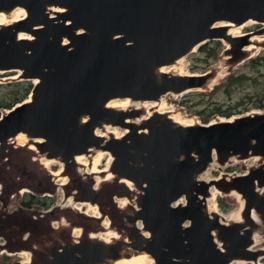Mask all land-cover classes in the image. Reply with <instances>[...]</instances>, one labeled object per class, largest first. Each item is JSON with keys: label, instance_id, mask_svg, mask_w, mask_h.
I'll use <instances>...</instances> for the list:
<instances>
[{"label": "water", "instance_id": "1", "mask_svg": "<svg viewBox=\"0 0 264 264\" xmlns=\"http://www.w3.org/2000/svg\"><path fill=\"white\" fill-rule=\"evenodd\" d=\"M17 7L25 10L23 19L0 26V72H18L19 80L33 81L34 88L31 101L0 117V161L20 133L41 139L35 143L39 153L65 166L76 165L75 157L90 148L113 156L112 174L132 182L138 191L123 184L118 194L130 200L135 195L138 209L131 206L128 217L132 243L118 251L86 234L80 239L108 252L100 263L122 258L126 246L146 252L155 264L257 260L259 252L250 249L253 229L242 230L254 222L253 209L264 220V192H258L264 191V161L218 184L225 192L236 190L243 196L247 224H224L210 217L204 200L210 185L197 176L212 162L214 151L223 163L233 155L245 159L251 153L264 159V113L185 126L154 112L138 124L127 119L140 118L142 112L107 104L116 98L159 101L170 92L205 88L212 73L182 76L159 69L210 40L243 47V38H233L215 23L264 24V0H0V12ZM20 33L31 38H20ZM106 124L127 133L106 140L96 133ZM80 188L84 201L96 204L101 199L94 184L82 181ZM183 197L187 202L175 205ZM215 231L225 248L219 247ZM77 252L68 255L74 264L90 262V255Z\"/></svg>", "mask_w": 264, "mask_h": 264}, {"label": "rangeland", "instance_id": "2", "mask_svg": "<svg viewBox=\"0 0 264 264\" xmlns=\"http://www.w3.org/2000/svg\"><path fill=\"white\" fill-rule=\"evenodd\" d=\"M258 26L264 27V24L259 25L250 23L242 27L240 30L242 34H245ZM263 31L264 28L260 32L262 33ZM250 36H257L261 41L255 43L257 47L255 46L249 50L250 54L253 56L244 62L236 61L235 63H229L231 58L227 57L228 55H225L226 48H228V42L222 39L219 41L221 43V48L218 55L212 58L211 62L208 64H206L205 61H202L204 54L199 52L198 48L196 51L186 55L182 64L174 67V70L171 71L170 74H173L172 72L174 71H180L184 74H207L209 72L213 74L212 79L208 81L206 88H201L198 92H193L189 95L168 94L164 97V105L161 106V110L166 109L167 111H170L166 113L176 116L183 122L200 124L205 123L206 120H209V122H217L227 119L224 113L228 111L237 110L240 112L248 110L247 112H249L255 109H264V107L260 108L261 106H264V34ZM194 70L195 72H193ZM0 75L2 81L19 79L17 72L13 71L0 73ZM235 77L240 78L238 83L230 85L231 80ZM138 108L139 109H133L142 112V114H140L142 116L146 114V111L143 108ZM155 109L156 107L150 108L148 111L152 114ZM251 113L255 112L252 111ZM99 129L105 131L103 130V127ZM16 137L10 140L9 149L6 153L7 156L0 161V227H4V231L1 232L2 236L0 237V242L4 243L3 245H0V264H6L4 261L5 257L10 258L9 264H23L19 263V261L23 262L24 259L21 255L16 254L17 252L27 251L31 254L32 250H35L34 246L45 249L51 242H56L58 240L63 241L62 237H64V235L62 232H69L75 226L82 228L81 221L86 222L88 219L96 220V217L91 216V213L88 211L86 212L89 213L90 216L85 214V210H87L88 207L81 206L82 209L79 208V210H77L73 205L68 204L67 198L71 195L76 196L75 193H65L66 186H71L72 190L75 191L79 189V184L75 182V178L83 177V179L90 182L92 180L91 176L93 177L98 173L91 172L93 157L88 158L85 165L76 163L79 168H76L74 174L65 176L67 178L71 177L70 182L67 181V183L63 185L55 183V181L61 182V180L57 179L59 177H64L63 172L57 176L54 175L56 180H48V183H50V189H48L46 194H49L48 198H54V200L49 201V206L42 207L36 203L31 204L30 206H24L25 200H29L31 196L35 197V194L39 196V193L45 191H37V189H42V187L36 183L34 174L41 177L48 173V177H53L48 169L57 172L60 170L61 164L54 163L46 167L41 160L43 156L38 152L32 139L26 134L22 139H16ZM93 153L94 152L91 154L93 155ZM252 156H254L253 153L250 154V158ZM107 158L108 156H105L101 160L99 164L101 169L105 168ZM222 160L223 157L219 158V163L223 166V170H212V175L215 178H219L220 182L224 184H226V180H231L233 175H241L252 168L260 166L263 162V158L260 157V159L256 160L257 164L253 166L254 160H247V158L242 159L239 155L231 156L224 163ZM25 169H27L26 172ZM78 169L82 170V172ZM99 173L102 177L105 176V173ZM111 182L112 181H104L101 186H110ZM100 188L98 190H100ZM218 189L220 191V193L217 194V204L219 209L226 214L232 212H234V214H239L240 212V215L243 218V221L240 223L247 224V221L244 220L243 216L244 208L240 211L242 201L245 202L243 196L241 197L238 195L236 190L225 192L223 188L219 186ZM111 190L112 188L110 187L108 193H111ZM75 200L81 201V198L77 197ZM108 200L109 202L111 201L110 198H108ZM220 202H224L226 206L230 207V209L224 211L220 207ZM114 203L119 204L118 201ZM96 204H101L104 210L103 212H106L112 218L111 206L109 204L105 201H101L100 204L97 202ZM52 207L53 210L45 212ZM116 207L120 210H126L124 207H118L117 205ZM36 210L40 211V214L44 215V217L51 218L52 223V227L47 226L44 230L45 232L38 236L34 235L29 228L31 225L30 214H28V217H25L24 215L27 212H35ZM53 211L57 212V217H52L50 215ZM259 215L262 218V215ZM62 218H65L71 223V225H62L61 222H59ZM32 220H35V218ZM90 222L96 224V221ZM232 223L233 222L230 224ZM251 227L255 231L258 230L261 235H264V223L260 224L253 222ZM100 231L105 230L100 229ZM117 232L119 233V231ZM22 234L23 239L21 238ZM70 238L75 237L70 236ZM20 245H22V247ZM128 251V253H123L122 258L126 257V254H131V252L135 253L134 250ZM250 262V264H264V257H260L257 262Z\"/></svg>", "mask_w": 264, "mask_h": 264}, {"label": "bare ground", "instance_id": "3", "mask_svg": "<svg viewBox=\"0 0 264 264\" xmlns=\"http://www.w3.org/2000/svg\"><path fill=\"white\" fill-rule=\"evenodd\" d=\"M52 9L57 10V11H61V12L65 11V9H63V8H55L54 7ZM25 14H26L25 10L23 8H20V7H17L10 12L2 11V12H0V26L9 25V24H12L14 22H17V21L23 19ZM250 23L256 24L255 21L249 20L242 25H235V24L226 23V22L225 23L224 22H219V23L217 22V23H215V25L224 26L228 29L227 30L228 34H231L234 36H239L242 34L240 29L242 27L250 24ZM19 36H20V38H27V37L31 38V36L26 37V35L24 33H20ZM259 41H261V40L257 36L252 37V39L250 41V45L247 46V51L254 48L256 46L255 43L259 42ZM196 48L197 47H195L194 50H196ZM184 58H185V56L180 58V59H177L174 62V64H172L170 66L161 67L159 69V72L171 73V71L174 70V67L182 64V61L184 60ZM229 58H230V56H229ZM172 73L187 75V74H184L180 71L179 72L174 71ZM17 75H18V72H17ZM168 94L176 95V93L170 92V93H167L166 95H164L159 101H144V102H135L129 98H116V99L109 101L107 106L110 108H115V109H119V110H129L132 108L139 109L138 107L143 108L146 111V114H144L142 117L134 119V120L127 119L128 122H135V123L139 124V123H141V121L145 120L147 117L152 115L150 113V111H148L150 108L156 107L155 111L170 112V111L161 110L162 109L161 106L164 105V97L167 96ZM153 112H154V110H153ZM261 112H264V111H261ZM170 116L173 118V120L176 124H181V125H186V126L194 124V123L191 124V123L183 122L182 120H180L179 118H177L176 116H174L172 114H170ZM82 120H83V122H86L87 117H83ZM223 121H225V119ZM99 128H101V127H99ZM99 128L96 129V133L100 136H103L106 140H108L110 138V136H112V135L117 137V138H121L124 134L127 133L126 129H123L122 127L114 126L111 124H109V125L106 124L103 126V128H104L103 130H105V131H101ZM24 136H25L24 133H20L16 137V139H22V138H24ZM32 141H33V143H37V142H41V139L34 138V139H32ZM31 149H33V148H31ZM92 152H94L93 155L91 154ZM105 156H108L107 161H106V166H105V168L101 169L99 167V164ZM218 156H219L218 153L216 151H214L212 162L210 164H208L206 170L203 173H201L197 176L198 181L205 182L207 185L208 184L210 185L209 196L204 199L206 212L212 218L217 216L224 224H230L231 222H242L243 218L240 215V212H239V214H234V212L226 214L219 209V206L217 204V194L220 193V191L218 189V184H219L220 180H219V178L213 177L212 170H217V169L223 170V166H221V164L219 163V157ZM90 157H93L91 172H96V173L102 172V173H105V176L102 177L100 175V173L99 174L97 173L95 176H93V177L91 176L92 180L90 182L83 179V177H81L80 179L85 181V182H88V183H93L95 188L99 189L101 184H103L104 181H112L114 179V174H112V172L110 171V166H111L112 161H113V156L107 151H103L101 149L90 148L88 154L77 155L75 157V162L82 164V165H85L87 163L88 158H90ZM258 159H260V157L255 156V155L252 156L251 158L247 157V160H254L253 166H255L257 164L256 160H258ZM41 160L46 167H48L54 163H59V164H61L59 172H62L64 169V165L60 159H49L46 156H43L41 158ZM78 170L80 172H82V170H80V169H78ZM59 172L57 174H55V176L59 175ZM59 180H61V185H63L65 183H67L68 178L67 177H60ZM122 182L127 184V186L130 189H132L135 194L138 193L136 187L134 186V184L132 182H130L126 179H123ZM238 195H240L242 197V195L239 192H238ZM199 197L202 198L203 196L200 195ZM67 200H68V204L73 205L75 207V209H77V210H79V208H81V206H86V207H88V209L86 211L91 213V215L101 216L99 206L95 203L76 201L74 195H71L69 198H67ZM136 200L137 199H136L135 195H134L133 200H130L127 197H119V196L116 197V201H118L119 205L121 207L126 208V210L130 206H134L136 209H138V207L136 205ZM186 202H187L186 198L183 197L182 199H180V201H177L175 203V205L185 204ZM244 204H245V202L242 201L240 211L243 210ZM85 213L89 214L87 212H85ZM251 214H252V217L254 219V222L260 223V224L264 223V220L261 218V216L257 213L256 210L253 209ZM59 222H61V224H63V225H71V223L68 222L65 218H62V220H60ZM110 223L111 222H110V219L108 217L104 218L103 219V226L106 228L105 229L106 231L105 232L99 231L97 233L92 232V237L100 238L101 240L106 241L108 243L111 242L113 239L119 238V233L117 231L110 230ZM54 224H58V223H54ZM138 226L142 229V224L140 222H138ZM81 232H82V229L79 228V226L78 227L75 226L72 229V234L76 238H79L81 236ZM145 234H146V236H149V233H145ZM214 235H215V238H216V241H217L219 247L221 249L225 248L226 245L224 244V242H222V240H220V238H218V232L217 231L214 232ZM252 237H253L254 242H253L252 246L250 247V249L259 252V256L261 258H263L264 257V235H261L258 230H256V231L253 230ZM3 244L4 243L0 242V245H3ZM16 254L22 255V258L24 259L23 264H29L30 263V261H31L30 252L20 251L19 253L17 252ZM131 254H132V256L130 258L123 257V258L118 259L116 261H112L109 264H155L153 258H151L146 252L135 251V253L131 252ZM250 263L251 262H249L247 260L235 259V260H232L229 264H250Z\"/></svg>", "mask_w": 264, "mask_h": 264}, {"label": "flooded vegetation", "instance_id": "4", "mask_svg": "<svg viewBox=\"0 0 264 264\" xmlns=\"http://www.w3.org/2000/svg\"><path fill=\"white\" fill-rule=\"evenodd\" d=\"M256 24L261 25L262 23H256ZM212 27L215 28L214 26H212ZM263 28L264 27L258 26V27H255L254 29H252L251 31H249L245 34L243 33L242 35H239V36L232 35L233 38H238V39L243 38L247 43L241 48H237L234 46H228V48H226L225 55H228V57L230 56V58H231V60L229 59L230 61L228 60L229 63H235L237 60H238L237 62H241V61L244 62V61H247L248 58L253 56L252 54H250L249 50L247 51V46L250 45V41L252 39V36H250V35L264 34L263 33L264 31L262 33L260 32ZM116 37L118 38L119 36H116ZM219 41L220 40H210V41L206 42L205 44H208L209 42H219ZM256 47H257V45H256ZM199 48H198V50H199ZM241 54H243V56L239 60L237 57ZM193 72H195V71H193ZM190 75H200V74L190 73ZM239 79H240L239 77L233 78L230 82V85L238 83ZM189 94H191V93H189ZM189 94H187V95H189ZM263 107L264 106H261L260 108H263ZM129 110H133V108L129 109ZM129 110H127V111H129ZM247 111H240V112L237 110L228 111V112L224 113V115H225V117H227V119H233V118H236L242 114H247V113L248 114H254L251 112L254 111L255 113H257V112L264 111V109H255V110H251L249 112H247ZM154 112L162 113V114L166 113V112L155 111V110H154ZM154 112H152V115L154 114ZM261 113H264V112H261ZM208 115H211V114H208ZM77 167H78L77 164L76 165L70 164L68 166H64V169L62 171L64 173V177L69 176L71 174H74V171L76 170ZM26 171H27V169H25V172ZM48 171L51 172V175H53V177H51V176L48 177V175H49L48 173H46V175L41 176V177H38L34 174V177L36 178V183H38L42 187V189H37V191L38 190L39 191L45 190L44 192L39 193V196L35 194V198H37L41 202V203H36V204L37 205L39 204L42 207L49 206V201L54 200V198L53 199L48 198L49 194H46L48 189H50V183H48V180H50V181L56 180L54 175L59 172V171L53 172L51 169H48ZM59 174H61V172H59ZM59 179H60V177L57 180H59ZM122 179L123 178H119L118 176L114 175V179L112 180L110 186L103 185V186H101L100 190H98V193L101 195V199L98 202L100 204L101 201H105L107 204H109L111 206L112 218L106 212L105 213L103 212L104 210H103V207L101 204L98 205L100 212H101V216H95L96 220L88 219V221H86V222L81 221L82 232H81V236L78 239H75L76 237L70 238V236H73L72 229H71L69 232H67V231L62 232L64 235V237H62L63 241L58 240L56 242H51L49 245L46 246L45 249L39 248L38 246H34L35 250H32V252H31V261L29 264H74L73 259H69L68 255H70L73 251H75V253L78 254L77 250H81L83 252V255H86V254L88 256L90 255L89 256L90 262L87 264H109L112 261L118 260V259H106V261L104 263H100L99 261L105 259V256L108 255V252L103 250V249H100L99 247H92L91 244H89L85 241V239L83 241H80V239L83 238V236L85 234L87 235V237L95 239L94 237H92V232L97 233L100 231V229L105 230L106 228L103 226V219L108 217L110 219V222H111L110 223V230L115 229V230L119 231V238L113 239L109 243L104 241L107 244L114 245L110 249L112 251H118L120 246H125L124 245L125 243H129V244L132 243L131 240L129 239L128 231L131 233H134V230L132 232V224L129 222L128 217L132 216L133 210H132L131 206L129 208H127V210H125V211L120 210L116 207V205L118 207H121V206L119 204L114 203V202H116L115 197L117 195H119L118 194L119 190L122 191V185H123V183H121ZM70 181H71V177H68V182H70ZM82 181L83 180H81L80 178H75V182H77L79 184V189L75 191V190H72L71 186H66L67 192L65 190V193L66 194L70 193V192H71V194L76 193L75 198L79 197V198H81V202H86L83 200L84 194L80 188V184ZM55 183L61 184V182H58V181H55ZM110 187L112 188V190H111V193H108V189ZM260 193H263V192H260ZM119 197H121V196L119 195ZM108 198L111 199L110 202H109ZM113 198H114V201H113ZM24 202H29V201L25 200ZM24 204H25L24 206H30L31 205V204L28 205L26 203H24ZM32 204H34V203H32ZM38 210H40V209H38ZM51 210H53V207L48 209V211H45V212H49ZM42 211H44V210H42ZM35 212H38V213H35ZM35 212H27L24 215H25V217H28V214H30L31 225L29 228L32 230V233L34 235L38 236V235L43 234V232H45L44 230L47 228V226L52 227V223H51V218L44 217V215L40 214V211L36 210ZM85 212H86V210H85ZM35 215H37V216H35ZM50 215L52 217L58 216L56 211L51 212ZM87 215L90 216V214H87ZM91 216H94V215H91ZM33 218H35V220H32ZM60 220H62V219H60ZM90 221H96V224H93ZM250 227H251V225L244 226L242 233L244 232V230L249 229ZM90 230H95V231H90ZM2 231H4V227H0V237L2 236V234H1ZM105 231H100V232H105ZM21 238L23 239V234L21 235ZM96 239L101 240L100 238H96ZM20 246L22 247V245H20ZM240 248H241V246L238 249H240ZM130 249L131 248L129 246H126L124 249H122V255L124 252L128 253L129 252L128 250H130ZM256 254L258 255V253H256ZM18 255H20V254H18ZM19 263H23V262L19 261Z\"/></svg>", "mask_w": 264, "mask_h": 264}, {"label": "trees", "instance_id": "5", "mask_svg": "<svg viewBox=\"0 0 264 264\" xmlns=\"http://www.w3.org/2000/svg\"><path fill=\"white\" fill-rule=\"evenodd\" d=\"M220 48V42H209L208 44L202 45L198 51L204 54L202 61H205L206 64H208L211 62L212 58L218 55ZM33 88L34 84L31 80L16 79L2 81L0 79V117L6 110H10L17 104L24 102L31 94ZM27 201L29 202L24 203L28 205L32 203H41L40 200L34 196H31ZM220 207L224 211L230 209V207L226 206L224 202H220ZM9 259V257L4 258L6 264H9Z\"/></svg>", "mask_w": 264, "mask_h": 264}]
</instances>
